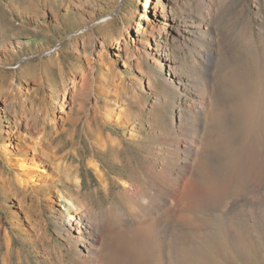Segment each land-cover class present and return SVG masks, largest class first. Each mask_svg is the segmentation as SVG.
Returning a JSON list of instances; mask_svg holds the SVG:
<instances>
[{
    "label": "rangeland",
    "instance_id": "374dc122",
    "mask_svg": "<svg viewBox=\"0 0 264 264\" xmlns=\"http://www.w3.org/2000/svg\"><path fill=\"white\" fill-rule=\"evenodd\" d=\"M63 97L54 144L82 185H54L111 207L101 264H264V0H0V130L60 115ZM96 130L117 147L101 152ZM54 192L29 193L46 238L16 227L0 187V264H72Z\"/></svg>",
    "mask_w": 264,
    "mask_h": 264
},
{
    "label": "bare ground",
    "instance_id": "6f19581e",
    "mask_svg": "<svg viewBox=\"0 0 264 264\" xmlns=\"http://www.w3.org/2000/svg\"><path fill=\"white\" fill-rule=\"evenodd\" d=\"M70 83L73 85L74 81ZM63 104L64 97L61 103L56 102L61 114L50 118H42L37 113L28 116L25 111L15 112L12 115V125L4 132L0 130V133L6 134L2 139L0 155L12 169L11 177L0 174V187L7 196L15 198L16 207L22 215L21 221L15 222L16 227L25 234L32 233L40 237L47 236L46 224L40 212L32 209L29 193H34L39 188H53L55 194L49 195L48 198L59 206L55 211L56 218L72 252L68 261L72 264L76 261L78 264H101L100 249L104 236L99 235L98 231H105L100 227V223L103 224V220L111 215V207L102 212L97 211L91 205L79 202L70 191L58 189L54 185L56 178L64 179V182L70 183L77 192L82 185L77 166L64 161L63 155L58 154L61 144H54L55 137L61 132L60 121L68 117ZM47 126L51 127L50 135L47 134ZM191 137L193 138L188 134L186 151L192 148L194 141ZM115 141L117 140L110 135H103L102 130H96L95 145L101 152L117 147ZM88 164L98 177L100 187L108 190L111 183L101 163L91 159ZM154 175L158 174L155 172ZM144 182L148 184V179H144L143 184ZM132 200L141 208H147L149 202V198L139 189H136ZM128 212H131L129 203L127 210L122 209L117 213L118 221L124 224L128 220ZM5 238L9 247L11 237L6 233Z\"/></svg>",
    "mask_w": 264,
    "mask_h": 264
}]
</instances>
